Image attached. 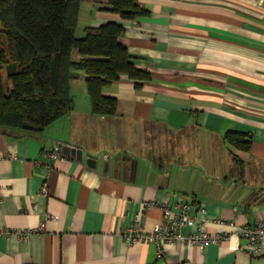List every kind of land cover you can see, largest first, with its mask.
I'll list each match as a JSON object with an SVG mask.
<instances>
[{
  "label": "crops",
  "instance_id": "1",
  "mask_svg": "<svg viewBox=\"0 0 264 264\" xmlns=\"http://www.w3.org/2000/svg\"><path fill=\"white\" fill-rule=\"evenodd\" d=\"M105 2L81 1L76 32L121 25L120 42L150 79L103 87L116 112L99 117L80 74L68 115L41 132L0 128V264H264L237 234L264 218V0H138L146 14L134 21ZM227 132L246 134L249 151L225 143ZM178 201L225 237L203 250L163 244L161 257L152 243H125L133 217L150 233Z\"/></svg>",
  "mask_w": 264,
  "mask_h": 264
},
{
  "label": "trees",
  "instance_id": "2",
  "mask_svg": "<svg viewBox=\"0 0 264 264\" xmlns=\"http://www.w3.org/2000/svg\"><path fill=\"white\" fill-rule=\"evenodd\" d=\"M81 1L0 0V128L41 132L68 115L73 104L70 81L80 74H84L92 114L99 117L116 112V101L102 95L103 87L122 76L149 81L148 72L133 65L120 42L121 25L85 27L83 37H76ZM105 1L102 10L125 21L146 14L138 0ZM223 141L242 152L251 145L246 134L236 132L225 133ZM233 161L240 164L236 157Z\"/></svg>",
  "mask_w": 264,
  "mask_h": 264
},
{
  "label": "built area",
  "instance_id": "3",
  "mask_svg": "<svg viewBox=\"0 0 264 264\" xmlns=\"http://www.w3.org/2000/svg\"><path fill=\"white\" fill-rule=\"evenodd\" d=\"M47 158L58 159V152L54 151L46 154ZM45 193L44 187L41 190ZM159 204L155 202H147L144 204V210L157 207ZM165 220L158 223L150 233L143 234L141 232L143 220L140 214L131 219V226L122 235L127 245L133 246L139 242L152 243L157 249V256L161 257L163 244L183 241L189 245L198 247L203 250L205 247L219 243L225 235H210L208 233L209 220L195 219L192 215V205L183 201H178L172 208L163 207ZM197 213H204L202 207L197 208ZM127 214L124 215V218ZM195 217V218H194ZM220 225H224V221H216ZM188 228H193L188 231ZM185 230L186 233H182ZM27 232L17 233L15 231H6L3 233L6 237L17 235L25 237ZM237 234L243 243L240 250L250 258H259L264 256V218L260 219L253 225H243L237 228Z\"/></svg>",
  "mask_w": 264,
  "mask_h": 264
},
{
  "label": "water",
  "instance_id": "4",
  "mask_svg": "<svg viewBox=\"0 0 264 264\" xmlns=\"http://www.w3.org/2000/svg\"><path fill=\"white\" fill-rule=\"evenodd\" d=\"M59 149H60V152H62L63 154L70 153L71 155H73L74 153H76V154H78L76 156V158H78V160H81V151L80 150H75L74 148L68 147L67 145H60Z\"/></svg>",
  "mask_w": 264,
  "mask_h": 264
},
{
  "label": "rangeland",
  "instance_id": "5",
  "mask_svg": "<svg viewBox=\"0 0 264 264\" xmlns=\"http://www.w3.org/2000/svg\"><path fill=\"white\" fill-rule=\"evenodd\" d=\"M83 21H84V19H83V16H81L80 18H79V26L82 28L83 27ZM0 28H1V26H0ZM0 35H2L1 33H0ZM76 36H79V37H83V31L81 32V30H78L77 32H76ZM4 40H5V38H3ZM1 75H2V78H3V81H4V79L6 78V73H5V71L3 70L2 72H1ZM5 82H8L7 80H5L4 81V83ZM7 87L8 88H10L11 87V85H10V83H7Z\"/></svg>",
  "mask_w": 264,
  "mask_h": 264
}]
</instances>
